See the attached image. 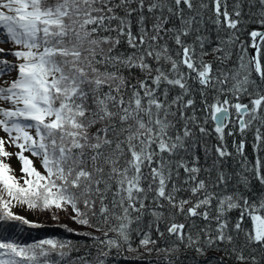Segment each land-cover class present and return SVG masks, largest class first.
<instances>
[{"label": "snow or ice", "instance_id": "1", "mask_svg": "<svg viewBox=\"0 0 264 264\" xmlns=\"http://www.w3.org/2000/svg\"><path fill=\"white\" fill-rule=\"evenodd\" d=\"M251 25L264 0H0V223L40 227L20 206L101 233L0 237V264H111L137 240L156 264H264Z\"/></svg>", "mask_w": 264, "mask_h": 264}, {"label": "trees", "instance_id": "2", "mask_svg": "<svg viewBox=\"0 0 264 264\" xmlns=\"http://www.w3.org/2000/svg\"><path fill=\"white\" fill-rule=\"evenodd\" d=\"M231 2V0H230ZM245 10L247 11V6L245 5ZM252 29L263 30L258 25H251L249 31ZM244 39L250 41V37L245 35ZM250 52V48H249ZM208 60H212L211 56L206 57ZM247 102V100H245ZM231 139V138H230ZM250 139V137H249ZM34 220H29L40 225L38 228H31L28 226L19 225L16 222L0 223V237L11 238L18 240L21 243H31L34 240L48 237L55 238H68L73 241H79L81 243L91 244V240H88L86 236L83 235H71L68 233L64 226L70 229H77L79 232H93V229L79 226L73 223L68 213H56L59 217L55 219L53 213L50 212H37L33 211ZM94 235H101V233L93 232ZM154 238H156L154 236ZM162 243V242H161ZM136 251H128L127 249L120 255L113 254L111 258V264H156V253L148 254L147 250L141 248L138 244V240L133 244ZM83 253V250L80 254Z\"/></svg>", "mask_w": 264, "mask_h": 264}, {"label": "rangeland", "instance_id": "3", "mask_svg": "<svg viewBox=\"0 0 264 264\" xmlns=\"http://www.w3.org/2000/svg\"><path fill=\"white\" fill-rule=\"evenodd\" d=\"M0 47H5V46L4 45H0ZM7 47H10V45L7 46ZM250 52H252V49L251 48H250ZM12 59L13 58L9 55L8 56V60L11 61ZM15 75H16L15 72H12L10 75H6L2 79L3 80H11V79H14L15 78ZM3 135H4V133L3 132H0V136H3ZM7 150L10 151V152L16 151L13 148H8ZM25 155L27 156L28 153H25ZM31 159H33V161H34V166L37 169L43 171V169L41 168V165H40V161L38 159H36V158H31ZM7 162L10 164L11 168L14 170V174L17 177H19V176L22 175V173H21V163L16 158V156L10 157ZM13 211H15L16 213H18L21 216L26 217L28 220H34V213H33V211H30V210H28L26 208H23V207H20V206H17L15 209H13ZM59 213L63 214L64 212H59Z\"/></svg>", "mask_w": 264, "mask_h": 264}, {"label": "water", "instance_id": "4", "mask_svg": "<svg viewBox=\"0 0 264 264\" xmlns=\"http://www.w3.org/2000/svg\"><path fill=\"white\" fill-rule=\"evenodd\" d=\"M263 31V30H262ZM252 52H253V50H252Z\"/></svg>", "mask_w": 264, "mask_h": 264}]
</instances>
